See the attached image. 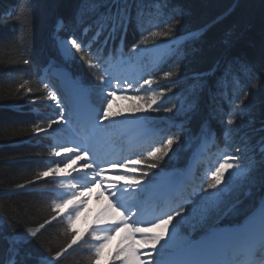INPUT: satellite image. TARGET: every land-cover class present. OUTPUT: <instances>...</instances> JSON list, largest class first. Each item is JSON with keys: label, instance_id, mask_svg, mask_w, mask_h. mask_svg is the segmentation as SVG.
<instances>
[{"label": "snow or ice", "instance_id": "snow-or-ice-1", "mask_svg": "<svg viewBox=\"0 0 264 264\" xmlns=\"http://www.w3.org/2000/svg\"><path fill=\"white\" fill-rule=\"evenodd\" d=\"M153 3L158 8H164L168 0H153ZM145 8L144 0H81V9L73 17L71 24L75 26L85 15L95 17L94 22L83 29L82 38L75 34L61 38L59 33L67 31L68 24L62 18L56 21L53 39L61 60L68 63L74 61L76 54H79V59L90 68L103 69V73L98 77L100 84L94 86L100 98V107L96 110L95 116L84 121L98 136H102L117 122H132L150 128L154 118L148 113L152 112L163 111L172 114V117L167 119L182 114L184 120L190 122L198 113L205 95L213 105L226 95L235 82L237 67L245 72L252 71L246 63L238 64L236 60L227 57L217 61L207 71H193L185 77L187 87L184 89L183 101L171 107L167 106L166 98L170 93L174 95L173 88H159V81L152 75H142L139 80L114 76L109 72V68L117 62L125 63L124 57L118 55L119 49L114 47V41L120 39L123 44L124 35L133 23L141 31L142 36L132 47V53L137 57L145 52L159 51L162 45L156 43L157 39L172 38V42L166 47L173 57V66L164 71L162 79L171 81L173 85L178 82V78L184 76L183 60L189 55V48L192 53L197 51L195 45L201 40L204 29L188 32L186 42L181 44L174 36L181 23L179 16L173 15L162 24L152 25L147 19L151 13L145 11ZM29 12L31 15L30 7ZM150 42L152 46L149 48ZM222 43L226 50L230 48L233 35L226 33ZM110 44L113 46L109 47ZM23 63L36 68L34 73L36 83L42 84L46 94L32 99L31 102L37 104L39 100L46 99L54 102L58 109L55 117L48 118L46 126L41 122H34L31 132L37 137L45 134L60 139L54 134L65 131L68 125L74 123L70 119L71 101L62 96L50 81L40 76L39 65H34L28 57L24 58ZM53 63L54 61L50 62L49 67H52ZM158 63L159 59L154 62ZM44 71L46 73L47 70ZM57 74L61 79H68L67 72L62 69H58ZM30 83L29 79H25L18 85L16 91L24 92L26 96L40 91L39 88L31 87ZM118 92L120 99L129 102L131 121L115 119L123 115L122 112L112 111L113 100L117 98ZM243 96L244 99L235 104L233 111L227 114V127L223 130L224 137L233 141L238 140L239 143L232 145L233 151L218 156L198 185L194 181L181 180L177 183L173 178L166 179L169 174H166L162 167L166 163V158L167 161H171L185 147L184 137L179 132L161 136L156 131H148L146 135L151 142L140 146L135 158H100L93 148L75 142L49 145L52 149L50 156L59 157L61 152L72 155L63 161H46L49 165L46 170L37 171L34 179H29L27 184H35L45 177H52L60 188L67 186L73 191L51 204L52 215L49 218L39 223L38 227H29L24 232L12 231L11 234L5 232L4 225L7 221L0 217V264H54L60 261L73 245L77 244L80 237L73 235L50 259L44 256L35 257L29 246L33 241L39 243L38 236L42 234L46 225L57 220L61 215V209L78 201L66 216L70 231L74 219L87 203L80 197L97 186L109 195L110 200L105 212L112 215L100 221L101 226L94 228L90 234L92 241L96 242L93 249L94 260H99L112 235L123 231L128 233L125 237V246L111 257L112 261H120L121 264H235L234 261L226 259H193L189 256L214 255L226 242L242 238L258 239L259 250L264 253V195H261L256 204L258 228L240 230L220 227L222 220L237 210L242 196H251L255 188L264 193V118L260 119L259 126H256V118L245 111L247 108L245 100L249 92L245 91ZM245 119L248 122L247 131L239 126ZM54 125H63L65 128ZM194 139L204 147L210 143L220 142L216 132L207 122H201L199 133ZM78 160L85 161L83 164L85 171L73 175L72 171H68V166ZM138 165H144L146 170L140 171ZM117 166L133 175L120 173L119 180H105L104 177L108 174L106 169ZM137 172L139 175H134ZM187 175L189 173H185V176ZM57 177L61 179L57 180ZM120 181L124 182L123 185ZM26 186L22 183L18 184L17 188L24 189ZM161 200L166 201L168 210L154 219H143L145 203L154 202L159 209ZM188 223H192L193 228L198 226L204 232L206 243L201 247L194 248L193 241L182 234L181 226ZM155 229L161 231L155 232ZM137 234L139 241L136 239ZM137 243L140 244L139 248L135 246ZM141 249L150 251L142 252Z\"/></svg>", "mask_w": 264, "mask_h": 264}, {"label": "trees", "instance_id": "trees-1", "mask_svg": "<svg viewBox=\"0 0 264 264\" xmlns=\"http://www.w3.org/2000/svg\"><path fill=\"white\" fill-rule=\"evenodd\" d=\"M144 5L145 11L151 13L147 19L152 25L162 24L170 16H179L181 23L174 36L181 44L186 42L188 32L204 29L201 40L195 45L197 51L192 53L189 48V55L183 60L184 76L178 78L175 85L162 79L164 71L173 66L170 54L151 73L159 81V88H173L174 95L170 93L166 98L168 100L171 97L167 106L183 101L184 89L187 87L186 76L193 71H207L225 57L236 60L238 64L246 63L252 69L245 72L237 67L235 82L226 95L214 105L210 104L205 95L198 113L190 122L185 121L182 114L167 119L172 114L161 111L150 113L154 118L151 125H165L168 121L182 123V133L194 138L199 133L201 122H207L217 137L223 140L226 138L223 130L227 127V114L233 111L235 104L244 99L243 93L248 91L245 111L256 118V126H259L260 119L264 118V0H168L164 8H158L153 0H144ZM26 6L32 9L31 15ZM80 9L81 0H0V217L7 221L4 230L9 234L12 231L24 232L29 227H38L39 223L52 215L51 204L62 198L61 190L53 184L51 178L45 177L35 184H27L29 179H34L37 171L46 170L49 166L46 161H52V156L49 155L52 138L45 134L37 137L31 132L34 122H41L46 126L52 113L48 100H39L37 104L31 102L46 94L42 84L36 83V68L25 65L23 60L28 57L34 65H39L40 76L44 69L54 67L66 71L70 78L81 75L87 83L93 84L97 73L79 59V54L71 67L65 64L57 55L53 39L55 24L59 18L68 24L67 36L75 34L83 37V29L94 22L95 17L85 15L73 26L71 21ZM226 33L233 35V43L227 50L222 43ZM141 38V31L135 23L131 24L123 41L126 56L133 55L132 47ZM171 42L172 38L156 40L161 45ZM121 44L120 39L114 41L117 49ZM151 46L150 42L148 47ZM52 61L54 63L49 67ZM25 79H29L30 86L39 88L40 91L30 96H26L24 92L18 93L16 89ZM176 96L178 100L174 99ZM239 126L247 131V119L240 122ZM227 140L230 147L239 143L231 138ZM189 155L190 151L182 150L171 161L166 158V163L162 165L164 172L184 169ZM137 168L140 171L146 170L144 165H138ZM22 183L27 186L18 189L17 185ZM261 195L264 193L255 188L251 196H242L237 210L224 218L220 226L242 223L255 211ZM66 216L65 212H61L56 221L42 230V234L38 236L39 243L33 241L29 246L35 257L50 259L56 250L76 235L80 237L77 244L54 264H121L120 261L111 259L120 246L106 249L99 260H94L95 242L90 235L94 228L83 225L77 229L71 227L69 231ZM201 236H204L203 231L195 237Z\"/></svg>", "mask_w": 264, "mask_h": 264}, {"label": "rangeland", "instance_id": "rangeland-1", "mask_svg": "<svg viewBox=\"0 0 264 264\" xmlns=\"http://www.w3.org/2000/svg\"><path fill=\"white\" fill-rule=\"evenodd\" d=\"M59 36L61 38H64L63 35H61L60 33H59ZM166 46L167 45H162L161 49L159 51L155 52V55H153V56L150 54V52H145V53L140 54L138 57L135 54H133L130 57L131 61L133 62V64H131L132 65L131 72L136 73V76H134L133 80H139L142 75L150 74L160 64V62H162L165 59V57L169 54ZM118 55L119 56L123 55V51L121 48H119ZM157 59H159V63L154 64V62L157 61ZM75 61H76V59L74 61H70L66 64L72 65ZM125 62H127V60H125ZM118 64H119V62L114 63L109 68V72H111L113 75L115 72H117L118 68L121 67V65L118 66ZM90 69L94 70L95 72H97L99 70V69H93V68H90ZM139 72H141V74ZM100 73L102 74L103 70H101ZM42 78L50 81L55 86V89L58 90L62 96H64L67 100H70L69 99V96H70L69 90L72 88V86L66 87V85L64 84L65 79L60 78V76L57 74V70H55V69L49 70V71L47 70L46 73L44 71ZM128 79H130V78H128ZM73 82L76 85V87L81 91L79 98H82L83 101L87 102L88 106L90 107V105L88 103V101H90V96H89L90 95V89L87 88L86 85H84L83 78L81 76H77ZM57 83H59V85ZM143 92H144V90L142 89L141 94H143ZM129 94H131V93L129 92ZM119 96H120V92L117 93L118 99H120ZM96 97H97V94H96ZM91 98L93 99V96H91ZM117 98H115L113 100L112 111L113 112H122L123 115L121 117H118L115 119L117 121H121V119H122V121H124V120L131 121L132 114L130 112L129 102L126 100H123V99H120V101L117 102L116 101ZM177 98H178V96H176L174 99H177ZM169 99H171V97H169ZM49 102L53 108V111H52L53 117H55L56 113L58 112V109H56L54 102H52V101H49ZM96 110L97 109H95V108H91V111H96ZM148 115H150V113H148ZM70 119H72V118L70 117ZM116 125L117 124L114 123L112 125V127L108 131H106L102 136H98L92 128L89 130V133H92L90 135L86 134V131H81V130L76 131V133H78L80 135H81V133H83L84 135L82 137H78V135H76V133L73 132V126L68 125L65 131L54 134V136L60 137L59 140L54 139V143L57 145H59L61 143H65V142H75V143H79V144H83V143L86 144L85 138L87 139L91 135L95 134L94 135L95 138H94L93 142L94 143L98 142L99 147L103 146L102 150L103 149L108 150L109 148H110V150L111 149L114 150L117 146H119V145H117L118 140H119L118 135H123L125 138H127V140H129L130 138H134V137L137 138L140 136L141 137L145 136V138H146L147 137L146 133L152 129L151 127H153V126H151L150 128H145L144 126H141L139 124H135L132 122H123L122 125L119 127H117ZM54 127L65 128V126H63V125H61V126L54 125ZM180 128H181V125H179V124L166 122V126L164 128L159 129V132H161L162 134L179 132ZM180 134L184 137V141H185V147L183 150L186 151L188 149H192L190 159L193 157V154L196 157V152L199 149V147L201 146V144L199 142H197L196 139L190 138L184 133H180ZM128 144H129V142H128ZM213 144L214 143H212V145ZM218 144H219V149L217 150V152H215V157H217L218 152L224 153V152L233 151V148L229 146L227 138H224L223 140H221V144L220 143H218ZM202 151H205V147H203ZM118 152H120V150H118V149H116L113 152L112 156L114 157V159H117L119 155L121 157V153H119L116 156V154ZM137 153H138V151H135L132 154L129 153L128 157L135 158ZM62 154L66 155L68 153L61 152V155L59 157L52 156L53 157L52 161H63V159L66 158L67 156L63 157ZM124 155H125V153H124ZM126 155H127V153H126ZM202 155H205L204 152H202ZM209 156L212 157L211 154ZM61 157H62V159H60ZM202 159H204V156H202ZM78 162H79V160L75 161L76 164ZM189 162H190V160H189ZM75 163L69 164L68 171H72L70 169V167H73L74 165H76ZM205 163L206 162H204V164ZM117 167H119V166H117ZM119 168H120V170L118 172H114V173L113 172L112 173L107 172L108 174L104 177V179L105 180H110V179L111 180H119L118 174H120V173H126L129 175H133V173H127L126 169H123L121 167H119ZM81 170L85 171L84 168H81ZM74 172H76V171L74 170ZM190 172H192L191 168H190L189 173ZM204 174H205L204 171H202L201 174H198V179H199L198 183L200 182V179L203 178ZM134 175L138 176L139 172L134 173ZM167 178H171V175L169 174V176L166 177V179ZM56 179H59V177H57ZM52 181L54 182V180H52ZM123 183H124L123 181H120L121 185H123ZM54 184H56V183L54 182ZM76 190H78V189H76ZM61 191L65 196L67 194H70L71 191H73V189H70L68 187H63V188H61ZM91 194H93V195H91ZM80 199L86 200L87 203L83 206V210L80 212L79 216H76V218L74 219V221L72 223V227L77 229V228H81L83 225L84 226L87 225V226H90L92 228H97V227L101 226L100 221L105 220L112 215L110 212H105V209L107 208V205L109 204L110 198H109V195L107 194V192H105L101 187H98V186L92 187L91 190L86 191L84 193V195L82 197H80ZM76 203H78V201H74L73 204L65 206V208L61 209V212H65L67 215V213L72 210L73 206ZM177 219H179V217H177ZM174 223H175V221H174ZM253 223H254L253 220H250V225H249V223H246V225L244 227H248V226L252 227L251 224H253ZM250 227H248V228H250ZM185 231H187L186 234L184 233ZM201 231L202 230L198 226L193 228L192 223L184 224L181 226L182 234L187 235L188 238L192 241H193V238L197 234H199ZM156 232H159V230H157ZM148 234H152V233H148ZM127 235L128 234L125 231L116 232L114 235H112L111 239L107 242L106 247H105L103 252H105L106 249H109L110 247H114V246L124 247L125 246V237ZM136 239H137V241H139V237L138 238L136 237ZM135 246L137 248H139L140 244L137 243ZM141 251L142 252L143 251H150V249H141Z\"/></svg>", "mask_w": 264, "mask_h": 264}, {"label": "bare ground", "instance_id": "bare-ground-1", "mask_svg": "<svg viewBox=\"0 0 264 264\" xmlns=\"http://www.w3.org/2000/svg\"><path fill=\"white\" fill-rule=\"evenodd\" d=\"M150 54L153 56V55H155V52H150ZM124 66L125 65H123L120 69H123L124 68ZM118 72V71H117ZM140 74H141V72H139ZM134 76H136V73H133L131 76H130V79L129 80H133L134 79ZM76 109L77 110H79V111H82V112H85V109H84V107L82 106V105H79V106H77L76 107ZM82 119H84V120H88V118L87 117H82ZM80 130V129H79ZM76 135H78V137H82L84 134L83 133H81V135L80 134H78V133H76ZM135 136V135H134ZM139 136V135H138ZM77 138V137H76ZM94 138H95V136L94 135H91L89 138H85V142H86V144H80L81 146H85V147H91V148H93L94 149V151L96 152V153H100L98 156L100 157V158H105V157H107V158H111V159H114V157L112 156L113 155V152L117 149V148H115L114 150L113 149H111L110 150V148L108 149V150H102V148H103V146H100L99 147V145H98V142H93V140H94ZM145 136H143V137H137V138H130V140H129V146L128 147H130V148H132V145L134 146L135 144L137 145V143H140L141 141H145ZM82 139V138H81ZM122 139V138H121ZM77 144H79V143H77ZM118 147V146H117ZM203 147V146H202ZM202 147H199V149L197 150V152H196V158H198V160L200 161V164H201V167H202V170H207V165L206 164H204V159H202ZM129 148V149H130ZM222 154V153H221ZM220 154V155H221ZM72 154L71 153H68V154H66V155H63V157H68V156H71ZM216 162V160H213L212 161V164H214ZM85 163V161H83V160H79V162L76 164V165H74L73 167H70V169L73 171V170H75L76 172H74V174L76 175V173H82V172H84V171H82L81 170V168H83V164ZM120 170V168L119 167H116V168H107L106 169V172H110V173H114V172H118ZM189 171H190V167H189V169H188ZM191 170H192V168H191ZM190 174V173H189ZM111 180V179H110ZM91 195H93V194H91ZM89 197V196H88ZM257 219H258V216H257V214L255 213L252 217H250L247 221H245V223L242 225V226H240V230H252V229H254V224H255V222L257 221ZM250 220H253V224H251V226L252 227H250V226H248V227H250V228H248V227H244L245 225H246V223H249V225H250ZM161 231V230H160ZM254 240H256V239H249V241H250V244H252L253 242H254ZM203 244L204 243H206V241H204V242H202ZM225 246V245H224ZM224 246H223V248H224ZM194 248H195V246H194ZM224 250V249H223ZM223 250H222V253H223ZM197 257L198 256H189V258H193V259H197ZM201 257V256H200ZM215 257H216V255L214 254V255H209V256H206V259H215ZM202 259H204V257H202Z\"/></svg>", "mask_w": 264, "mask_h": 264}]
</instances>
